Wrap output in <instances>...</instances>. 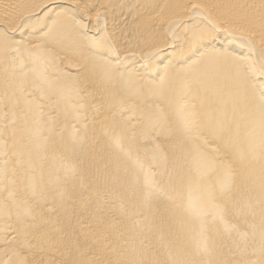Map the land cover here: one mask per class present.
Masks as SVG:
<instances>
[{"label": "bare ground", "instance_id": "6f19581e", "mask_svg": "<svg viewBox=\"0 0 264 264\" xmlns=\"http://www.w3.org/2000/svg\"><path fill=\"white\" fill-rule=\"evenodd\" d=\"M0 264H264V0H0Z\"/></svg>", "mask_w": 264, "mask_h": 264}]
</instances>
